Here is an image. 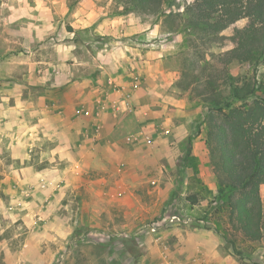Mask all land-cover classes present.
<instances>
[{
    "label": "crops",
    "instance_id": "1",
    "mask_svg": "<svg viewBox=\"0 0 264 264\" xmlns=\"http://www.w3.org/2000/svg\"><path fill=\"white\" fill-rule=\"evenodd\" d=\"M116 1L0 0V180H52L54 221L78 211L86 228L107 218L126 232L171 199L161 162L185 100L166 66L176 40ZM143 176L156 200L140 195ZM191 229L163 238L183 253L211 238Z\"/></svg>",
    "mask_w": 264,
    "mask_h": 264
},
{
    "label": "rangeland",
    "instance_id": "2",
    "mask_svg": "<svg viewBox=\"0 0 264 264\" xmlns=\"http://www.w3.org/2000/svg\"><path fill=\"white\" fill-rule=\"evenodd\" d=\"M192 3L193 0H168L165 4L183 20H178L179 32L167 37L176 40V46L167 55L166 66L178 73L177 86L202 79L197 85L204 88L205 71L217 76L224 67L213 55L233 48L230 38L237 29L245 27V22H238L219 34L186 31L183 24L189 15L185 10ZM147 21L151 25L158 18L150 17ZM164 32L168 34L169 28L164 27ZM227 71L231 76L253 74V68L238 63L227 66ZM260 75L264 81V68L259 69ZM182 93L183 113L172 122L178 140L173 145L176 150L167 144L170 159L166 155L161 162L168 172L159 192L163 195L173 190L171 199L165 202V211L153 217L141 216L137 225L123 219L129 224L126 232L109 230L107 218H101L102 227L92 230L82 224L78 211L57 221L54 214L45 213L54 212L55 204L49 206V200H45L60 189L52 180H30L25 185L21 180H0V264H264V236L258 242L248 241L231 223L230 193L219 185L204 141L208 113L204 101L198 92ZM31 154L34 155V150ZM142 178L146 185L140 195L146 200L149 197L156 200L160 194L149 189L158 183ZM261 195L264 206V188ZM78 208L76 203L75 209ZM174 216L181 224L171 223ZM180 227L204 231L211 238L202 247L192 246L183 253L185 249L163 238L170 230Z\"/></svg>",
    "mask_w": 264,
    "mask_h": 264
},
{
    "label": "trees",
    "instance_id": "3",
    "mask_svg": "<svg viewBox=\"0 0 264 264\" xmlns=\"http://www.w3.org/2000/svg\"><path fill=\"white\" fill-rule=\"evenodd\" d=\"M117 1L124 13L157 17L170 34L179 32L181 16L165 6L168 0ZM185 13L183 29L190 32L219 34L245 22L230 38L233 48L213 55L224 66L217 76L205 71L204 88L198 86L202 79L178 87L202 97L208 111L204 141L217 181L230 193L231 223L246 240L258 242L264 236V81L258 76L264 68V0H193ZM233 63L253 68V74L229 75L227 66Z\"/></svg>",
    "mask_w": 264,
    "mask_h": 264
},
{
    "label": "built area",
    "instance_id": "4",
    "mask_svg": "<svg viewBox=\"0 0 264 264\" xmlns=\"http://www.w3.org/2000/svg\"><path fill=\"white\" fill-rule=\"evenodd\" d=\"M180 222H181V220L176 216H174L171 220L172 224H181Z\"/></svg>",
    "mask_w": 264,
    "mask_h": 264
}]
</instances>
